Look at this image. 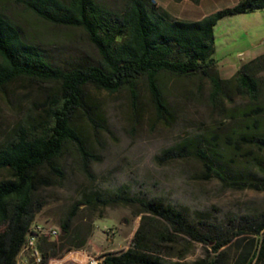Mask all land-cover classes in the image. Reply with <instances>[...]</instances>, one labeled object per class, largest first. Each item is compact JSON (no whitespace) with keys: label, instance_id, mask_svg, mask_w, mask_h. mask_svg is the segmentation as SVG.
<instances>
[{"label":"rangeland","instance_id":"1","mask_svg":"<svg viewBox=\"0 0 264 264\" xmlns=\"http://www.w3.org/2000/svg\"><path fill=\"white\" fill-rule=\"evenodd\" d=\"M155 1L171 16L192 20L231 6L237 0ZM0 11L15 21L27 38L42 44L66 66L97 57L80 29L42 21L25 9L21 0H0ZM213 33L218 74L229 78L242 63L264 53V8L226 15L217 21ZM260 75L259 103L263 110L250 116L244 111L252 104L234 90L229 91V99L218 106L211 105L210 84L201 74H159L168 109L165 117L156 112L143 80L138 82L135 94L126 88L110 93L88 87L87 99L98 115L96 123L90 125L81 115L74 121L86 148L94 156L90 164L93 177L82 172L75 148L67 144L58 162L61 174L52 175L51 184L37 191L40 208L31 225L42 223L60 229V219L83 198L84 191L101 194L126 190L133 197L161 198L178 207L200 231L204 230L202 223L207 222L221 224L231 235L233 225L242 215L264 211V190L255 186L264 179V152L242 139L248 133L264 134V72ZM53 90L55 86L22 79L0 93V141L26 117L42 115L43 102ZM187 136H197L195 140L210 159L222 167V177L209 171L195 155L162 160L163 149ZM6 176L7 171L0 169V179ZM140 209L135 202L80 204L72 230L85 238L84 246L52 257L47 264H56L54 260L63 264H98L104 255L131 246L140 226L145 235L143 244L164 263H190L219 253L222 264L231 262L238 236L214 252L213 242L174 234L162 220L153 221ZM152 224L164 233L172 232L170 239H157L149 234L155 231Z\"/></svg>","mask_w":264,"mask_h":264},{"label":"trees","instance_id":"2","mask_svg":"<svg viewBox=\"0 0 264 264\" xmlns=\"http://www.w3.org/2000/svg\"><path fill=\"white\" fill-rule=\"evenodd\" d=\"M21 3L42 21L80 29L97 57L66 66L42 44L27 38L15 21L0 11V93L22 79L55 86L43 102V114L26 117L0 141V169L7 171V176L0 179V264H16L17 254L40 208L37 191L51 184L52 175L61 174L58 162L67 144L75 148L82 172L93 177L90 164L94 156L86 148L74 121L81 115L90 125L96 123L98 115L87 99L88 87L110 93L126 88L135 94L138 82L143 80L156 112L165 117L168 109L158 82L159 74H201L210 84L211 105L218 106L229 99V91L234 90L252 104L244 111L246 115L263 110L259 102L264 53L242 63L231 77L222 78L213 57V28L226 15L264 8V0H237L231 6L192 20L171 16L155 0H119L115 4L102 0H21ZM196 138L187 136L163 149L162 160L195 155L209 171L222 177V167L210 159ZM242 139L264 152V134L248 133ZM255 186L264 190V179ZM126 202L139 204L140 212L149 214L153 221L162 220L174 234L213 242L214 252L238 236L229 264H264V211L242 215L228 236L221 224L202 223L204 230L200 231L178 207L161 198L133 197L126 190L101 194L84 191L83 198L60 219L59 234L38 242L40 264L84 246L85 238L72 230V220L80 204ZM151 226L155 231L149 234L154 238L170 239L173 234L164 233L157 225ZM142 228L135 232L131 246L104 255L98 264H222L220 253L190 263H164L143 244Z\"/></svg>","mask_w":264,"mask_h":264},{"label":"built area","instance_id":"3","mask_svg":"<svg viewBox=\"0 0 264 264\" xmlns=\"http://www.w3.org/2000/svg\"><path fill=\"white\" fill-rule=\"evenodd\" d=\"M264 43V40H263ZM60 232V229L48 226L42 223H34L29 227L28 232L26 233L25 240L23 245L20 248V251L16 257V264H28L32 261L34 264L41 263V250L38 247V242L41 238L54 239ZM77 252H70L73 254ZM50 263L52 262V257L49 258ZM56 264L60 263V260H54ZM94 264H97L96 262Z\"/></svg>","mask_w":264,"mask_h":264},{"label":"crops","instance_id":"4","mask_svg":"<svg viewBox=\"0 0 264 264\" xmlns=\"http://www.w3.org/2000/svg\"><path fill=\"white\" fill-rule=\"evenodd\" d=\"M261 54V53H260Z\"/></svg>","mask_w":264,"mask_h":264}]
</instances>
